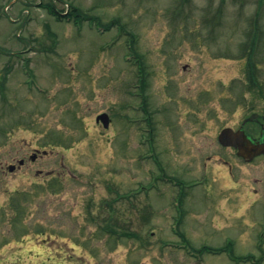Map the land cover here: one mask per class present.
<instances>
[{"label": "rangeland", "instance_id": "rangeland-1", "mask_svg": "<svg viewBox=\"0 0 264 264\" xmlns=\"http://www.w3.org/2000/svg\"><path fill=\"white\" fill-rule=\"evenodd\" d=\"M255 113L264 0H0V264H264Z\"/></svg>", "mask_w": 264, "mask_h": 264}, {"label": "water", "instance_id": "water-1", "mask_svg": "<svg viewBox=\"0 0 264 264\" xmlns=\"http://www.w3.org/2000/svg\"><path fill=\"white\" fill-rule=\"evenodd\" d=\"M97 121H102L108 128L110 119L108 115H100ZM219 142L226 147H235L239 150V155L252 160L255 156L264 153V145H254L246 136L244 131H234L231 128H225L219 135Z\"/></svg>", "mask_w": 264, "mask_h": 264}, {"label": "trees", "instance_id": "trees-1", "mask_svg": "<svg viewBox=\"0 0 264 264\" xmlns=\"http://www.w3.org/2000/svg\"><path fill=\"white\" fill-rule=\"evenodd\" d=\"M54 10V9H53ZM74 12H76V10H74ZM253 51H254V47H253V49H252V52L250 53V55H249V57H250V59H249V68L250 69H252V74L251 75H253L252 77H251V80H252V83L253 84H258L257 83V79H256V76H255V74H254V71H253V69L255 68V63L253 62V59H252V57H251V55L253 54ZM141 65H142V67H141V69H142V71H143V75L145 74V66L143 65V63L141 62ZM255 70V69H254ZM143 86V85H142ZM261 94V93H260Z\"/></svg>", "mask_w": 264, "mask_h": 264}, {"label": "flooded vegetation", "instance_id": "flooded-vegetation-1", "mask_svg": "<svg viewBox=\"0 0 264 264\" xmlns=\"http://www.w3.org/2000/svg\"><path fill=\"white\" fill-rule=\"evenodd\" d=\"M250 138L252 139V140H254V142H257V141H259V142H264V131H262V133H261V137L258 139V138H256V137H252V136H250ZM32 160H36V158H37V155L36 154H34L33 156H31L30 157ZM25 159L23 160H21L20 162H19V164H20V166L22 167V166H24L25 165ZM11 169L12 170H14L15 169V167H11Z\"/></svg>", "mask_w": 264, "mask_h": 264}]
</instances>
